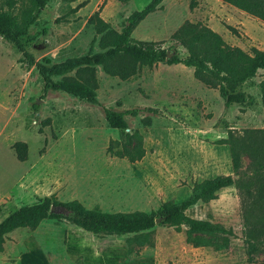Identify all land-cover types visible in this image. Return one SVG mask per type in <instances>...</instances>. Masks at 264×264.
I'll use <instances>...</instances> for the list:
<instances>
[{
  "label": "rangeland",
  "instance_id": "1",
  "mask_svg": "<svg viewBox=\"0 0 264 264\" xmlns=\"http://www.w3.org/2000/svg\"><path fill=\"white\" fill-rule=\"evenodd\" d=\"M100 2L99 17L119 31L125 17L149 0H47L22 36L25 51L34 62L47 58L50 64L99 51L92 42L98 35L86 21ZM27 6L28 0H16L12 12ZM184 21L209 28L224 44L250 55L252 49H264V22L220 0H164L130 36L154 43L168 52L167 57H183L186 49L172 35ZM133 69L122 79L96 66L97 103L61 90L43 94L35 65L0 37V220L44 196L77 200L103 212L149 211L163 201L185 200L192 185L204 179H254L243 153L238 174L233 173L229 144L230 137L244 130L264 129L258 86L264 69L241 88L253 103L228 106L216 89L193 76L192 67L157 62ZM104 106L157 110L125 116L124 132L137 131L142 137L145 154L138 161L130 163L106 152L107 145L120 142L123 134L107 125ZM145 118L149 125H144ZM15 141L26 144L23 161L15 158ZM215 194L186 211L231 232L204 236L206 243L193 245L185 239V227L175 231L159 221L142 233L96 236L64 220L45 218L33 229L8 233L0 264H250L245 243L249 223L242 219L234 184ZM262 242L261 251L252 255L257 261L264 260Z\"/></svg>",
  "mask_w": 264,
  "mask_h": 264
},
{
  "label": "trees",
  "instance_id": "2",
  "mask_svg": "<svg viewBox=\"0 0 264 264\" xmlns=\"http://www.w3.org/2000/svg\"><path fill=\"white\" fill-rule=\"evenodd\" d=\"M220 1L264 22V0ZM15 2L16 0L1 1L0 37L20 51L29 65H35L42 80L43 94L48 90H61L88 102L97 103L94 92L96 66H100L109 75L124 79L133 72L135 65L151 66L163 62L192 67L193 76L204 86L216 89L226 106L234 103H253V97L245 94L241 88L254 77L257 70L264 69V49H252L250 55L238 47L224 44L219 35L209 28L189 21H184L172 35L186 49L187 54L183 57L176 54L167 57L166 51L156 47L154 43L137 41L130 36L131 31L147 14L159 8L161 0H149L141 9L130 12L119 31L112 29L99 17L98 11L103 4L101 2L86 21L98 35L92 42H96L99 51L52 64L47 58L42 59L43 63L34 62L25 51L22 40V36L38 17L47 0H28L27 7L19 12H12ZM82 5L81 2L73 9ZM55 75L60 77L53 79ZM258 86L260 102L264 106V81H260ZM33 107L37 108L35 105ZM102 110L107 125L123 134L120 142L113 141L107 145L106 152L130 163L138 161L145 154L142 137L137 131L124 132L127 128L125 116H136L143 111L156 113L157 110L152 107L116 110L106 106L102 107ZM143 123L149 125V119H143ZM230 138H233L229 144L233 173L238 174V158L243 153L249 158L254 178L252 181L246 178L233 179L230 175L204 179L192 185L190 195L185 200L163 201L149 211L103 212L96 207L86 208L77 200L57 201L52 196H44L33 203L18 206L0 220V251L8 233L17 228L33 229L45 218L64 220L93 235L103 236L148 231L155 225L154 219L159 217L160 224L172 227L175 231L185 227L187 242L193 245L206 243L204 236L230 235L231 232L209 220L190 217L186 211L199 200L215 198V193L220 188L234 184L242 219L246 224L249 223L245 229L249 263L264 264V260L257 261L252 257L261 251L264 239V129L244 130L238 137ZM11 147L17 160H25L26 144L23 141H15ZM50 205H60L65 208L66 213L49 212ZM127 251L132 252L130 245Z\"/></svg>",
  "mask_w": 264,
  "mask_h": 264
},
{
  "label": "water",
  "instance_id": "3",
  "mask_svg": "<svg viewBox=\"0 0 264 264\" xmlns=\"http://www.w3.org/2000/svg\"><path fill=\"white\" fill-rule=\"evenodd\" d=\"M168 54V52H166V55ZM49 212H53V213H65V208L60 206V205H50L49 207ZM158 221H160V218L157 217L154 219V223H157Z\"/></svg>",
  "mask_w": 264,
  "mask_h": 264
},
{
  "label": "crops",
  "instance_id": "4",
  "mask_svg": "<svg viewBox=\"0 0 264 264\" xmlns=\"http://www.w3.org/2000/svg\"><path fill=\"white\" fill-rule=\"evenodd\" d=\"M163 2H164V0H161V2H160V4H159V8H160V6H161V4H162ZM147 3H148V2H147ZM100 4H101V2H100ZM233 7H234V6H233ZM159 8H157L156 10H158ZM235 8H236V7H235ZM237 9H238V8H237ZM154 11H155V10H154ZM154 11H153V12H154ZM150 13H152V12H150ZM150 13H149V14H150ZM147 15H148V14H147ZM147 15H146V16H147ZM146 16H145V17H146ZM145 17H144V18H145ZM144 18H143V19H144ZM143 19H142V20H143ZM142 20H141V21H142ZM137 25H138V24H137ZM137 25H136V26H137ZM136 26H135V27H136ZM131 32H132V31H131ZM12 150H13V149H12ZM77 228H78V227H77ZM81 230H82V229H81ZM83 231H84V230H83ZM7 235H8V234H7ZM7 235H6V237H7ZM6 237L4 238V240L6 239Z\"/></svg>",
  "mask_w": 264,
  "mask_h": 264
}]
</instances>
